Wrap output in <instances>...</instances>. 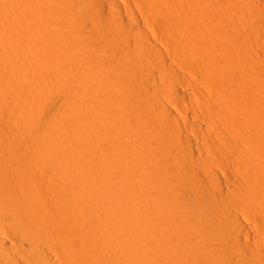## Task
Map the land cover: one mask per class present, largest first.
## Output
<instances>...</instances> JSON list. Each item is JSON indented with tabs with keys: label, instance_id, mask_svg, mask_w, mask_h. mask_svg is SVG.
<instances>
[{
	"label": "bare ground",
	"instance_id": "bare-ground-1",
	"mask_svg": "<svg viewBox=\"0 0 264 264\" xmlns=\"http://www.w3.org/2000/svg\"><path fill=\"white\" fill-rule=\"evenodd\" d=\"M0 264H264V0H0Z\"/></svg>",
	"mask_w": 264,
	"mask_h": 264
},
{
	"label": "rangeland",
	"instance_id": "rangeland-1",
	"mask_svg": "<svg viewBox=\"0 0 264 264\" xmlns=\"http://www.w3.org/2000/svg\"><path fill=\"white\" fill-rule=\"evenodd\" d=\"M249 2H250V0H249ZM242 209H244V208H242ZM245 209H246V208H245ZM246 210H247V209H246ZM248 211H249V210H248ZM246 213H247V211L245 212V215H246ZM248 213H249V212H248ZM248 213H247V214H248ZM251 214H252V213L250 212L249 215L251 216ZM240 216H241V218L244 219V217H243V216H244L243 213H240ZM250 216H249V217H250ZM247 217H248V216H247ZM249 219H250V218H249Z\"/></svg>",
	"mask_w": 264,
	"mask_h": 264
}]
</instances>
